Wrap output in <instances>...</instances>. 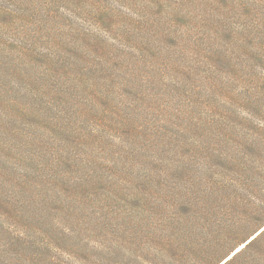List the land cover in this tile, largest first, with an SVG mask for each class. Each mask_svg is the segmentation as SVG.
I'll return each mask as SVG.
<instances>
[{
  "label": "rangeland",
  "instance_id": "obj_1",
  "mask_svg": "<svg viewBox=\"0 0 264 264\" xmlns=\"http://www.w3.org/2000/svg\"><path fill=\"white\" fill-rule=\"evenodd\" d=\"M263 230L264 0H0V264H223Z\"/></svg>",
  "mask_w": 264,
  "mask_h": 264
},
{
  "label": "trees",
  "instance_id": "obj_2",
  "mask_svg": "<svg viewBox=\"0 0 264 264\" xmlns=\"http://www.w3.org/2000/svg\"><path fill=\"white\" fill-rule=\"evenodd\" d=\"M262 150L263 147L261 148V152ZM250 154L253 155V152H250ZM245 174L246 173H244V175ZM195 205L196 206L193 205L192 208L194 216L195 218L197 217V219L199 217V214L203 216L209 215L213 212L216 207L215 203L211 200L203 201L202 204L195 203ZM203 219L208 218L204 217ZM164 241H167V239L158 237V242L162 243ZM164 250L166 251L167 249ZM180 251L182 250L180 249ZM200 251L201 250L198 249V253L203 255L204 252L201 251L200 253ZM254 251L259 254H264V230L260 232L257 236H255L252 240H250L238 253L233 255L231 258L227 259L226 262H224L223 264H261L262 261L260 262V259L256 263H254L255 260L259 258V256H257L256 254H251ZM195 255L196 261H198L200 256H198L197 254ZM224 258H226V256Z\"/></svg>",
  "mask_w": 264,
  "mask_h": 264
}]
</instances>
